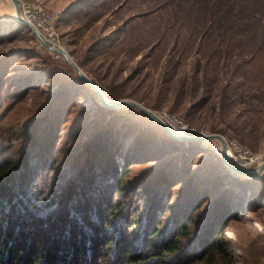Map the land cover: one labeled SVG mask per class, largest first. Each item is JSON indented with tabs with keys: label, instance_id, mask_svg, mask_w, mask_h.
<instances>
[{
	"label": "trees",
	"instance_id": "obj_1",
	"mask_svg": "<svg viewBox=\"0 0 264 264\" xmlns=\"http://www.w3.org/2000/svg\"><path fill=\"white\" fill-rule=\"evenodd\" d=\"M153 2L146 14H166L174 51L180 34L173 28L191 33L185 48L219 38L225 46L215 53L233 59L232 75L243 70L246 79L260 81L264 94V0ZM9 55L0 57L2 104L11 94L7 115L0 112V264H195L205 258L232 264L225 231L241 220L246 196L264 206V176H239L199 142L176 141L155 121L158 131L148 121L104 107L74 68L49 52L41 55L37 69L21 75L16 74L21 67H8ZM202 60L197 59L189 82L182 80L189 84L187 91L183 84L174 92L193 97L200 87L207 91L214 82L208 78L211 59ZM226 88L219 98L222 112L230 107ZM32 90L36 100L27 107ZM86 98L94 105L80 110ZM11 112L15 117L8 119ZM134 131L137 138L141 131L150 138L154 151L134 144L143 158L156 157L155 165L138 164L137 155H126L123 162L130 165L124 169L115 159L121 151L117 134L123 132L124 139L136 136ZM132 165L143 166L151 184H143L144 174L130 172ZM215 220L218 231L189 249L194 229ZM256 246L251 264H264V241ZM251 249L246 247L248 260Z\"/></svg>",
	"mask_w": 264,
	"mask_h": 264
},
{
	"label": "rangeland",
	"instance_id": "obj_2",
	"mask_svg": "<svg viewBox=\"0 0 264 264\" xmlns=\"http://www.w3.org/2000/svg\"><path fill=\"white\" fill-rule=\"evenodd\" d=\"M22 1L29 7H40L59 13L56 27L65 47L62 49L68 52L70 58L102 88L101 90L108 97L133 99L156 113L167 112L181 117L190 125L188 132L190 135L197 134L203 137L204 134H220L227 141L234 140L240 143L257 157L262 158L260 163L264 162V94L259 90L260 81L246 79L243 70L236 76L232 75L235 66L233 59L220 58L215 53V49L225 46L221 39L215 38L210 40L209 44L204 43L200 47L195 44L193 48H185V45L193 40L190 38L191 33L188 29L173 28L175 33L180 34L177 50L174 51L173 31H169L166 22L163 21V19L166 21V14H146L154 7L153 0ZM182 48L187 50L185 54L189 53V56L182 54L184 59L181 58ZM46 52L56 60L67 62L61 54L50 51L26 23L16 19L15 6L11 0H0V57L10 53L7 57L8 67L19 66L21 68L16 74H26L38 68L37 63L41 55ZM198 58L204 59L202 63L206 62V59H211L208 65L210 68L208 78L210 82H214L209 85L206 92L200 87L193 97L187 94L178 95L174 90L180 85L184 84L187 91L188 76L192 73ZM261 65L264 66V56ZM225 71L228 73L224 74ZM247 75L252 77L253 70H248ZM185 77L188 79L186 84L182 83ZM200 82H197V85ZM224 85L228 89L227 93L225 92V102H228L230 107L222 112L218 104ZM213 87L214 92H210L209 89ZM6 96L4 104L0 101V112L4 115H7L10 108L11 94L8 93ZM86 99L84 105L80 104V110H84L87 105H94L91 99ZM34 100L36 94L32 90L24 103L30 107ZM82 100L85 98L80 97L79 101ZM118 110H122L138 122L148 121L147 125L156 127L151 123L154 120L136 108L127 106ZM12 114L13 112L7 118L9 119ZM13 117L15 116L12 115ZM147 125L143 129L149 128ZM157 128L155 130L158 131ZM122 134L124 133L117 134L116 139L121 142V151L117 156L115 155L121 168L124 166L126 169V166L130 165L129 160L123 162L126 155H137L138 159L135 161H139L138 164L145 166L156 164V157L153 155L145 158L141 156L143 150L154 151L153 144L148 141L150 138L143 131L141 135L138 134V138L136 133V136L126 134L124 139H121ZM134 140L143 146V150L136 148ZM200 141L202 143L200 147L209 150L207 154L216 159L220 157L223 162L220 141L216 139ZM99 162L103 166L101 159ZM140 167L143 166H137L136 169L132 165L129 170L130 172L136 170L133 173L140 174V177L144 174L141 181L148 186L152 182V177L146 171L141 172ZM101 170L103 175L106 168ZM134 176L130 174V179ZM245 198L241 220L234 223V228L225 231L229 240L227 251L231 256L232 264H251L257 253L253 245L260 247V243L264 241V206L254 203L258 201L254 197ZM139 199V197L134 199L136 205L140 202ZM212 223L194 229L192 240L187 242L189 249L198 247L206 236H213L214 232L218 231L217 221ZM249 245L252 248L249 254L250 260L245 258L246 247ZM195 264L215 263L205 258Z\"/></svg>",
	"mask_w": 264,
	"mask_h": 264
},
{
	"label": "water",
	"instance_id": "obj_3",
	"mask_svg": "<svg viewBox=\"0 0 264 264\" xmlns=\"http://www.w3.org/2000/svg\"><path fill=\"white\" fill-rule=\"evenodd\" d=\"M16 7H17V11H18V4L17 1L14 0ZM16 19H18L19 21H23V18L21 15H19V11L17 13V17ZM28 27L30 29L33 30V32L36 33V35L38 34V31L34 28H32L31 26L28 25ZM50 49V48H49ZM50 51L57 53V54H61L64 59L74 68V70L79 74V76L81 77V79L93 90L95 91V93L97 94L99 100L101 101V103L109 108V109H122L124 107L127 106H131V107H135L136 109L146 113L152 120L156 121L162 128L163 130L166 132V134L171 137L172 139L176 140V141H182V142H201V139H216L218 141H220L221 145H222V151H221V155H222V159L223 162L225 164V166L231 170L234 173H237L239 176L242 177H248V178H259L264 176V162L256 165V166H243L241 164L236 163L230 156L229 151L227 149V142L226 139L217 133H212V134H204L203 137H199L200 135L196 136H192L190 135L188 132L190 131H185V132H179V131H174L171 128L168 127V125H166L164 123V121L162 119H160V117L158 116V114L156 112H154L153 110H151L150 108L146 107L145 105H143L142 103L133 100V99H127V98H123V99H112L111 97H108L102 90L101 88L95 84V82L83 71V69L72 60V58H70V56L68 54L65 53V51L63 49H50ZM202 143H200L201 145Z\"/></svg>",
	"mask_w": 264,
	"mask_h": 264
},
{
	"label": "built area",
	"instance_id": "obj_4",
	"mask_svg": "<svg viewBox=\"0 0 264 264\" xmlns=\"http://www.w3.org/2000/svg\"><path fill=\"white\" fill-rule=\"evenodd\" d=\"M18 4L21 6H19L18 11L22 13L21 16L25 21L24 23L38 31L39 35L37 36L45 46L50 49L65 48L56 27L59 13L50 12L40 7H29L22 0H19ZM157 114L174 131L185 132L190 130V125L181 117L167 112H158ZM226 142L229 154L236 163L243 166H254L260 163L262 158L257 157L240 143L234 140H226Z\"/></svg>",
	"mask_w": 264,
	"mask_h": 264
},
{
	"label": "bare ground",
	"instance_id": "obj_5",
	"mask_svg": "<svg viewBox=\"0 0 264 264\" xmlns=\"http://www.w3.org/2000/svg\"><path fill=\"white\" fill-rule=\"evenodd\" d=\"M12 2H13V4H14V6H15V10H16V17H17V13H18V11H17V7H16V4H15V2H14V0H11ZM17 1V4L19 3V1L18 0H16ZM19 6H20V4H18V9H19ZM19 15H21V13H19ZM62 49V48H61ZM64 51H65V53L66 54H68V52L65 50V49H63ZM69 55V54H68Z\"/></svg>",
	"mask_w": 264,
	"mask_h": 264
}]
</instances>
